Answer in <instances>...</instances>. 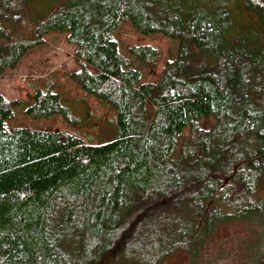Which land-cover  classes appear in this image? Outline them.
I'll return each mask as SVG.
<instances>
[{
  "label": "trees",
  "instance_id": "16d2710c",
  "mask_svg": "<svg viewBox=\"0 0 264 264\" xmlns=\"http://www.w3.org/2000/svg\"><path fill=\"white\" fill-rule=\"evenodd\" d=\"M34 1L0 0V77L67 34L73 79L113 112L114 132L98 143L11 129L0 94V264H161L197 255L220 224L263 221L264 0H52L44 15ZM125 25L178 41L176 58L122 52ZM137 64L158 76L145 82ZM63 101L51 83L25 112L70 123Z\"/></svg>",
  "mask_w": 264,
  "mask_h": 264
},
{
  "label": "rangeland",
  "instance_id": "374dc122",
  "mask_svg": "<svg viewBox=\"0 0 264 264\" xmlns=\"http://www.w3.org/2000/svg\"><path fill=\"white\" fill-rule=\"evenodd\" d=\"M52 0H35L34 13L44 15L49 11ZM67 34L52 33L44 38V45L31 50L14 70L6 71L0 77V94L15 104V118L9 128L30 127L41 130H58L83 138L103 142L114 132L113 112L83 94L73 75L80 72L76 60L77 47L67 41ZM122 52L132 45H149L160 53L158 65L173 60L178 54V41L161 35L142 37L125 25L117 32ZM145 82L158 76L159 69L152 65H140ZM61 94L63 103L72 111L70 123L61 118L33 120L25 110L28 101L37 88L50 84ZM209 121L204 122L208 127ZM260 193L264 199V178ZM100 264H129L121 255L109 256ZM161 264H264V218L256 221L241 220L220 224L210 235L197 255L178 251L163 259Z\"/></svg>",
  "mask_w": 264,
  "mask_h": 264
}]
</instances>
